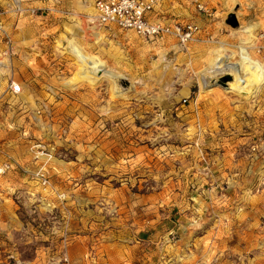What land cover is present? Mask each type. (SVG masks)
<instances>
[{"label":"rangeland","instance_id":"1","mask_svg":"<svg viewBox=\"0 0 264 264\" xmlns=\"http://www.w3.org/2000/svg\"><path fill=\"white\" fill-rule=\"evenodd\" d=\"M94 1L0 0V264H264V0H170L184 45L91 26ZM240 47L249 93L208 73Z\"/></svg>","mask_w":264,"mask_h":264},{"label":"built area","instance_id":"2","mask_svg":"<svg viewBox=\"0 0 264 264\" xmlns=\"http://www.w3.org/2000/svg\"><path fill=\"white\" fill-rule=\"evenodd\" d=\"M170 0H95L94 14L89 19V24L101 29H115L122 32L132 33L137 38L148 43H161L168 38L174 39L177 44L184 45L197 34L198 29L194 24H180L159 19V11L163 5ZM190 2L198 12L206 13L207 5L205 0H185ZM17 9V13H22ZM2 23L0 21V32ZM9 91L13 95L21 93V86L11 81ZM8 163L0 167V176H3L11 168ZM39 185L47 190L50 183L47 176L38 173ZM63 196L58 195L61 199ZM47 208L56 209V204L47 203ZM63 264H70L67 257H64Z\"/></svg>","mask_w":264,"mask_h":264},{"label":"bare ground","instance_id":"3","mask_svg":"<svg viewBox=\"0 0 264 264\" xmlns=\"http://www.w3.org/2000/svg\"><path fill=\"white\" fill-rule=\"evenodd\" d=\"M91 9H92L91 15H87L89 19L94 14L92 4H91ZM249 35H250V33L248 34L247 39L251 40ZM66 42H67V52L69 54H71L72 56H74L77 59V62L79 64H81L84 69L91 70L94 73V75L97 77L104 75V72L103 73L96 72V68H98V70L99 69L103 70L104 67H100L101 65L94 58H92V57L85 58L80 49L73 46L67 39H66ZM243 45H244V43H243ZM238 52H239L238 54L240 56L238 67L230 66V64H227L226 61L225 62L220 61L219 58L216 57L215 61H214V65H212V68L209 70L210 72H208V73H212L214 76L215 75H222V74H235L237 76L236 81H239V85L234 84L232 90H234L236 92H241V93H249L253 89V86H255L258 83V80H259V77H261L263 68H262V65L254 62V61H251L248 53L246 52V48L240 47L238 49ZM215 65H217V66L215 67ZM251 72H253V73L256 72L258 74L255 77L251 78L249 84H252V85H248L244 81V78L247 74H249ZM88 75L90 76L93 74L91 73ZM89 76H87V77H89ZM93 76H90L89 78L95 79V78H93ZM118 79H122V78L117 77L115 80H118Z\"/></svg>","mask_w":264,"mask_h":264},{"label":"crops","instance_id":"4","mask_svg":"<svg viewBox=\"0 0 264 264\" xmlns=\"http://www.w3.org/2000/svg\"><path fill=\"white\" fill-rule=\"evenodd\" d=\"M84 7L88 8L87 6H84ZM84 7H83V8H84ZM90 8H91V5L89 6V9H90ZM91 10H92V9H91Z\"/></svg>","mask_w":264,"mask_h":264},{"label":"water","instance_id":"5","mask_svg":"<svg viewBox=\"0 0 264 264\" xmlns=\"http://www.w3.org/2000/svg\"><path fill=\"white\" fill-rule=\"evenodd\" d=\"M234 24V22H232Z\"/></svg>","mask_w":264,"mask_h":264}]
</instances>
